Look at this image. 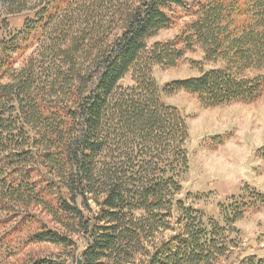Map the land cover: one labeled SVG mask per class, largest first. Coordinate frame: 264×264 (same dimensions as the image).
<instances>
[{"label":"trees","instance_id":"trees-1","mask_svg":"<svg viewBox=\"0 0 264 264\" xmlns=\"http://www.w3.org/2000/svg\"><path fill=\"white\" fill-rule=\"evenodd\" d=\"M1 13L20 21H0V263L35 245L63 254L23 264L227 261L235 224L264 208V195L220 205L224 226L204 220L183 188L188 117L164 99L257 102L264 0H0ZM180 22L174 39L151 43ZM196 48L201 64L220 66L160 87L154 68Z\"/></svg>","mask_w":264,"mask_h":264},{"label":"rangeland","instance_id":"rangeland-1","mask_svg":"<svg viewBox=\"0 0 264 264\" xmlns=\"http://www.w3.org/2000/svg\"><path fill=\"white\" fill-rule=\"evenodd\" d=\"M1 20L20 21L15 17L8 18L4 13L0 14ZM182 26L183 22H180L175 28L160 32L151 43L174 39ZM202 60L203 52L196 48L174 68H154L153 76L162 87L171 81L199 76L201 69L220 66H206L201 64ZM131 84L130 80L125 82V85ZM164 101L188 117L189 172L183 179L184 193L200 199L193 206L202 213L204 220L224 226L220 205H227L232 199L246 202L253 191L264 195V162L258 157V151L264 147V95L250 105L231 104L214 109L202 107L196 96L183 91ZM222 136L226 137L224 144L211 145L213 138ZM234 227L238 231L235 233L237 249L223 264H236L245 256L264 257V208L247 212ZM76 246L80 252L83 242L77 240ZM23 250L0 264H23L24 258L30 254H63L60 248L51 245H35Z\"/></svg>","mask_w":264,"mask_h":264},{"label":"water","instance_id":"water-1","mask_svg":"<svg viewBox=\"0 0 264 264\" xmlns=\"http://www.w3.org/2000/svg\"><path fill=\"white\" fill-rule=\"evenodd\" d=\"M78 264H81V261L80 260L78 261Z\"/></svg>","mask_w":264,"mask_h":264}]
</instances>
